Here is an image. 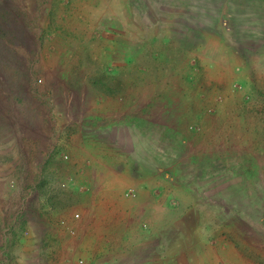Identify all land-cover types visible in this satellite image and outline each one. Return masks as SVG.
I'll return each instance as SVG.
<instances>
[{"label": "rangeland", "instance_id": "1", "mask_svg": "<svg viewBox=\"0 0 264 264\" xmlns=\"http://www.w3.org/2000/svg\"><path fill=\"white\" fill-rule=\"evenodd\" d=\"M101 139L114 167L146 155L155 212L78 165ZM151 219L164 241L128 252ZM97 258L264 264V0H0V264Z\"/></svg>", "mask_w": 264, "mask_h": 264}, {"label": "crops", "instance_id": "2", "mask_svg": "<svg viewBox=\"0 0 264 264\" xmlns=\"http://www.w3.org/2000/svg\"><path fill=\"white\" fill-rule=\"evenodd\" d=\"M101 126H99V128H101L102 130L104 129H108L109 127L111 129H116L118 127L117 125V121H115L113 115H111L110 117H108L106 115V113L102 112L101 113ZM108 118V119H107ZM98 124V122H97ZM99 142H95V144H97L96 148V157L95 159L93 157L90 158V160H87L85 157H82L80 159V162H78V165H90V166H97L99 168H104L106 166H110V168H112L113 172L111 173V175L118 179V180H122L123 185H125L124 188V192H123V196L120 195V200L117 203V212L118 213H122L124 210L122 209L124 206L126 205H132V202L126 198H132V200H137V198L140 196L141 192H145L148 193L149 195L151 194V196H149V199H154L155 201L153 203H149L146 204L145 207L148 208V212L152 213L155 212V210L152 208V206L158 205V202L156 201V199L160 198L163 196L164 192L162 191H156L155 189V185L156 183L151 179V172H152V166L150 165L149 162L146 161V155H143V159L140 160L139 164H132L131 165V169L129 170L128 167H125L124 164H118L117 167L112 166L109 162L110 159L107 155L110 154L109 152H107L110 148L106 145V142H104V139L98 140ZM87 142V141H85ZM107 168V167H106ZM159 193V194H158ZM158 194V195H157ZM126 197V198H125ZM81 198L86 199V198H92V194L88 193L85 195H81ZM58 199V198H55ZM49 202L54 206L53 210L51 211V217L48 215L46 217V224H50L52 225L50 228L54 229L56 226L55 225H63V226H69V222L70 220H72L69 211H67L66 209H61L55 201L53 202V198L49 199ZM85 202L84 200L82 201V203ZM148 205V206H147ZM161 209V208H160ZM96 219L97 222L99 221L100 215L97 213L96 214ZM62 218V219H61ZM58 220H60L58 222ZM60 223V224H59ZM151 223H152V219L151 221L146 223V226H148V228L146 230H142L140 228V226L135 225L134 228L130 225H125L122 227V232H124V237L121 240V243H123V245H127L129 247H127V251L130 252V250L133 248V253L134 252H139V250L141 249H145L148 246H152L153 248H155V246L158 243H161L162 238L161 235L162 232L161 230L157 231L155 230L152 231L151 229ZM119 226H115L113 228V225L107 227L108 231L111 232L112 229L117 230ZM132 234V238L130 240H126L129 235ZM134 234V236H133ZM103 238V237H102ZM105 238V236H104ZM161 238V239H160ZM94 241V245L93 246H99L101 243L103 245L106 244L110 245V240L109 238L103 239V242L97 240L96 241V236L93 237ZM112 239V238H110ZM102 240V239H101ZM157 242V243H155ZM86 244H88V240H86L85 242ZM155 243V244H153ZM161 246V245H160ZM159 247V246H157ZM157 249V248H156ZM155 249V251H156ZM161 249V248H160ZM97 258V260H93L94 264H100L102 262H100V259ZM162 258H160V264L166 263L167 261L165 260V258H163V260H161ZM131 262L134 259H131ZM104 263V262H103ZM125 261L124 260H114V259H109L107 264H124Z\"/></svg>", "mask_w": 264, "mask_h": 264}, {"label": "trees", "instance_id": "3", "mask_svg": "<svg viewBox=\"0 0 264 264\" xmlns=\"http://www.w3.org/2000/svg\"><path fill=\"white\" fill-rule=\"evenodd\" d=\"M2 16L6 18V16H5L4 12L2 13Z\"/></svg>", "mask_w": 264, "mask_h": 264}, {"label": "bare ground", "instance_id": "4", "mask_svg": "<svg viewBox=\"0 0 264 264\" xmlns=\"http://www.w3.org/2000/svg\"><path fill=\"white\" fill-rule=\"evenodd\" d=\"M224 130V129H223ZM227 133V132H226ZM252 148V147H251Z\"/></svg>", "mask_w": 264, "mask_h": 264}]
</instances>
